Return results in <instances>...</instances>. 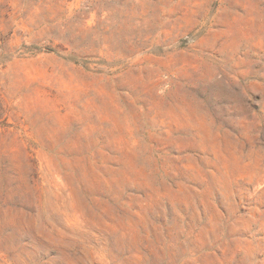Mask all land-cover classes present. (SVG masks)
<instances>
[{"label":"rangeland","instance_id":"obj_1","mask_svg":"<svg viewBox=\"0 0 264 264\" xmlns=\"http://www.w3.org/2000/svg\"><path fill=\"white\" fill-rule=\"evenodd\" d=\"M0 264H264V0H0Z\"/></svg>","mask_w":264,"mask_h":264}]
</instances>
